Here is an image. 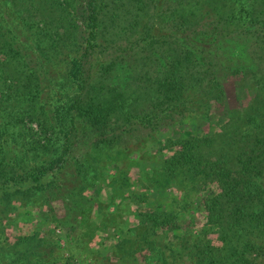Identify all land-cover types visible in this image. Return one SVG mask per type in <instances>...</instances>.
Instances as JSON below:
<instances>
[{
	"label": "trees",
	"instance_id": "obj_1",
	"mask_svg": "<svg viewBox=\"0 0 264 264\" xmlns=\"http://www.w3.org/2000/svg\"><path fill=\"white\" fill-rule=\"evenodd\" d=\"M83 1L79 8L77 0H0V225L13 202L41 193L46 198V189V200L59 202L68 219L86 208L83 193L89 183L82 176L86 167L69 162L75 158L78 122L83 123V132L95 131L94 148L125 149L130 137L124 138V131L130 130H115L118 121L128 124L130 118H141L144 122L139 124L152 123L160 118L163 106L184 120L207 116L213 104L222 105L225 92L214 71L216 64L183 47L174 32L211 36L218 42L246 41L251 62L233 73L241 75L240 86H250L253 95L246 105L229 111L211 134L170 143L171 154L158 173L167 185L182 183L184 194L167 210L138 213L148 249L135 255L143 262L147 252L157 249L161 255L163 245L148 238L167 232L179 242L181 255L176 257L192 259L187 264H264V0H127L138 11L146 7L152 13L144 35L136 31V40L119 52L129 51V57L142 54L139 74L134 76L137 60L132 58L134 66L123 86L110 83L120 55L104 66L91 59V41L97 40L98 29L107 27V17L113 25L111 20L125 3L120 7L114 0ZM136 24L127 25L129 32ZM132 82L139 90L128 94ZM63 87L68 97L65 111L54 103ZM25 120L54 127L62 141L59 153L37 161L41 146H31L33 165L17 157L8 139L22 142L33 136L24 126L17 130ZM196 195L207 230L190 241L173 231L178 230V215L187 200ZM69 221L59 223L72 228ZM126 242L117 247L122 249ZM43 243L41 252L32 238L0 245V264H33V256L42 261L47 254Z\"/></svg>",
	"mask_w": 264,
	"mask_h": 264
},
{
	"label": "rangeland",
	"instance_id": "obj_2",
	"mask_svg": "<svg viewBox=\"0 0 264 264\" xmlns=\"http://www.w3.org/2000/svg\"><path fill=\"white\" fill-rule=\"evenodd\" d=\"M77 1L79 8L84 6L83 0ZM114 2L125 3V8L119 4L121 8L111 20L114 21L113 25L111 26L112 23L107 17L105 19L107 27L98 29L97 40L91 41V45L94 46L91 59L100 61V64L105 66L104 63L120 55L115 69L111 72L110 83L112 82L114 86H123L133 69V59L137 60L136 65H141L139 58L142 54L129 57V51L128 54L122 55L119 52L128 47L131 40V42L136 40L134 37L136 31L144 35L146 27L151 24L152 12L146 7L138 11L127 0ZM10 17L12 18L13 14ZM130 22L138 24L131 27L129 32L127 25ZM11 23H14L12 19ZM174 35L184 44L183 47L193 49L194 55L197 57L205 55L216 64L214 71H217L225 92L222 105L217 107L213 104L207 116L192 115L184 120L176 113H169L166 106H163L160 118L152 123L139 124L138 122H144L141 118L137 119L138 121L130 118L128 124L118 121L115 130L118 127L120 130H130V134L124 131L123 137L127 138L126 134L130 137L125 140L126 144L128 143L125 149L108 148L104 145L94 148L91 142L96 137L95 131L87 128L83 132V123L78 122L75 129L79 135L73 148L75 158L69 162L86 167V170H82L85 182L89 183V187L83 193L88 200L86 208L75 217L68 215L71 219L69 221L72 224L71 228L59 223L69 219L60 208L59 202H54L53 199L46 200L49 192L47 189L46 193L43 192L46 198L41 193L24 202H13V209L1 220L0 245L5 246L9 241L13 243L16 238H32L39 243L38 251L41 252V241H44L42 248L47 254L42 255V261L38 256L31 257L33 264H182L183 261L186 264L191 263L192 259L182 257L180 260L176 257L177 253L181 255L179 242L174 241L171 233L167 232L160 234L158 238H148L157 246L163 245L161 255L157 256L156 249L153 254L147 252L144 262L140 256L136 259L135 253L141 251L145 253L148 249L142 240L145 227L137 224L140 219L138 213L167 210L173 205L174 200H181L177 196L184 194L181 191L182 183L176 181V184L172 182L167 185L163 180V174L158 173L163 160L171 154L170 143L178 139L211 134L217 124L225 121L224 118L229 111L246 105L253 95V90L250 86L242 88L239 84L241 75H235L233 72L238 67L248 65L251 57L250 44L246 41L241 43L225 39L218 42L211 36H187L181 32H174ZM137 38L139 39V35ZM31 57L36 56L31 54ZM97 65L98 63H95L94 66ZM139 65L134 69V76L139 74ZM145 70L153 73L152 69ZM61 82L62 80L59 83ZM132 83L127 89L128 94L139 90L136 88L137 84ZM66 94V87L60 88L55 98L57 102H54L57 108H63V111L68 108ZM25 121V125H18L17 130L24 126L33 136L22 142L8 139L11 147H15L14 154L17 157H22L24 162L33 165L35 162L32 159L36 157L28 150L31 146L38 148L41 146L40 151L36 153L39 155L37 161L59 153L62 141L54 127H38L34 122ZM113 122L114 119L111 124ZM65 177L68 180L72 179V175ZM199 198L200 196L196 195L187 200L185 210L183 208L178 215V230L173 231V234L194 241L207 230L203 225L205 214L198 204ZM176 211L179 212V207H176ZM125 241H127L125 246L119 249L117 245ZM48 244L50 246L46 248ZM150 251L153 252V248Z\"/></svg>",
	"mask_w": 264,
	"mask_h": 264
}]
</instances>
